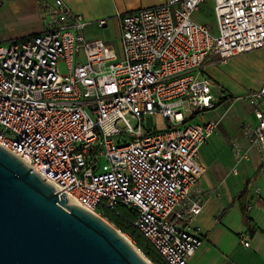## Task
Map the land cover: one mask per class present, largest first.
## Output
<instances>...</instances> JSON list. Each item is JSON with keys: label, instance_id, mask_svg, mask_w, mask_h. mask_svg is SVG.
I'll use <instances>...</instances> for the list:
<instances>
[{"label": "built area", "instance_id": "built-area-1", "mask_svg": "<svg viewBox=\"0 0 264 264\" xmlns=\"http://www.w3.org/2000/svg\"><path fill=\"white\" fill-rule=\"evenodd\" d=\"M41 1L44 29L0 42V146L105 221L99 207L134 208L133 225L165 261L189 264L204 243L190 192L221 124L191 121L219 102L205 69L264 48V0H213L217 33L194 19L206 0L121 14L119 51L89 39L91 22L64 0ZM243 98L256 122L242 127L248 146L232 149L238 162L252 148L264 161V84ZM155 116L167 127L146 128Z\"/></svg>", "mask_w": 264, "mask_h": 264}, {"label": "water", "instance_id": "water-1", "mask_svg": "<svg viewBox=\"0 0 264 264\" xmlns=\"http://www.w3.org/2000/svg\"><path fill=\"white\" fill-rule=\"evenodd\" d=\"M31 169L0 146V264H149L115 227Z\"/></svg>", "mask_w": 264, "mask_h": 264}, {"label": "crops", "instance_id": "crops-1", "mask_svg": "<svg viewBox=\"0 0 264 264\" xmlns=\"http://www.w3.org/2000/svg\"><path fill=\"white\" fill-rule=\"evenodd\" d=\"M64 1L73 11L91 22L86 28V33L88 36H92L88 32L89 27L94 26L101 19L107 20L103 28L109 25L111 18H117L119 26V15L160 5L167 0ZM82 1H86V6L82 5ZM42 2L41 0H14L10 3L13 13L27 25L24 24V31L11 34L8 39L36 34L44 29ZM4 5L5 0H0V7ZM206 8L210 9L215 16L213 0H206L194 14V19L209 25L206 16L203 15ZM231 60L232 58L220 64L214 59L207 65L205 71L209 75V71L212 72L210 78L213 81L214 76L224 81L225 76L219 66L228 65ZM263 84L264 80L261 86ZM208 141L203 146L207 145ZM201 159L207 169L199 184L191 190L190 197L200 198L203 210L192 222L191 227L196 234L204 239V243L189 260V264H264V184H260L261 197L252 198L249 211L251 219L244 214L242 208L244 199L242 192L247 189L245 187L247 180L257 167H242V170L234 175L230 172V167L218 166L216 161L209 164L204 160L202 154ZM253 226L257 227L256 230L250 231ZM251 232V246L245 247L241 244L240 237L242 234L247 235Z\"/></svg>", "mask_w": 264, "mask_h": 264}, {"label": "rangeland", "instance_id": "rangeland-1", "mask_svg": "<svg viewBox=\"0 0 264 264\" xmlns=\"http://www.w3.org/2000/svg\"><path fill=\"white\" fill-rule=\"evenodd\" d=\"M13 1L14 0H5V5L0 7V42L2 43H6L10 40L8 39L9 35L24 31L25 25H27V23L22 22L13 13L10 4ZM82 5L86 6V1H82ZM6 9H8V11H5ZM203 15L206 16L207 23L210 25L212 31L217 33L216 19L210 9L206 8L203 11ZM88 32L92 35L88 36L86 33L89 39H103L119 51L120 30L117 18H111L106 28H100L95 24L89 27ZM219 69L223 72L225 79L222 81L213 75L215 78L213 93L219 99L217 106L214 109H209L203 114L198 115L191 121H221L218 131L209 139L208 144L203 146L201 150V154L206 162L210 164L216 161V165L230 167L231 171L234 167H237L238 171L242 170V167H257L251 172L247 180L245 185L247 189L242 192V198L244 197L242 208L244 214L251 219L249 211L252 205V198L261 197L260 184H264V161L259 158L255 148H252L250 151L246 148V150H248L247 158L238 162L232 149V143L234 140H238L244 147L248 146L242 127L247 123L253 125L256 120L250 102L243 97L250 93V91L259 89L264 80V48L235 56L228 65L219 66ZM209 72L212 76V72ZM133 123L135 122L133 121ZM144 125L148 129L155 126L158 129L167 127L166 121L157 116L147 117L144 121ZM102 217L104 218L105 216L102 215ZM106 221L117 230L126 233L109 219ZM256 228V226H253L250 231H255ZM251 234L252 232L247 235L250 237ZM242 236L245 235L242 234L241 237ZM130 238L136 245L132 236H130Z\"/></svg>", "mask_w": 264, "mask_h": 264}, {"label": "trees", "instance_id": "trees-1", "mask_svg": "<svg viewBox=\"0 0 264 264\" xmlns=\"http://www.w3.org/2000/svg\"><path fill=\"white\" fill-rule=\"evenodd\" d=\"M99 211L125 234L132 236L136 246L147 256L153 264H169L161 254L151 245L147 238L133 225L137 218V211L126 205H119L116 208L99 207Z\"/></svg>", "mask_w": 264, "mask_h": 264}, {"label": "bare ground", "instance_id": "bare-ground-1", "mask_svg": "<svg viewBox=\"0 0 264 264\" xmlns=\"http://www.w3.org/2000/svg\"><path fill=\"white\" fill-rule=\"evenodd\" d=\"M53 184V183H52ZM54 185V184H53ZM57 189L58 187L56 185H54ZM71 204H75V205H79L77 202H75L72 199H69ZM99 216V215H98ZM100 217V216H99ZM118 232L120 233V235L132 246L137 250L136 245L133 243L132 239L130 238L129 235L122 233L120 230H118ZM138 253L142 256V258L149 264H153L141 251L138 250Z\"/></svg>", "mask_w": 264, "mask_h": 264}]
</instances>
